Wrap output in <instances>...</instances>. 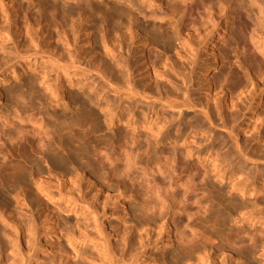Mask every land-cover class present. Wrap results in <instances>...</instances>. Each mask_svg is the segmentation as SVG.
<instances>
[{
  "label": "bare ground",
  "instance_id": "6f19581e",
  "mask_svg": "<svg viewBox=\"0 0 264 264\" xmlns=\"http://www.w3.org/2000/svg\"><path fill=\"white\" fill-rule=\"evenodd\" d=\"M74 1L41 0L13 31L0 0V199L34 214L76 213L85 189L129 197L138 254L82 221L68 238L94 240L99 264H146L155 227L161 264H255L260 247L264 264V0Z\"/></svg>",
  "mask_w": 264,
  "mask_h": 264
},
{
  "label": "rangeland",
  "instance_id": "374dc122",
  "mask_svg": "<svg viewBox=\"0 0 264 264\" xmlns=\"http://www.w3.org/2000/svg\"><path fill=\"white\" fill-rule=\"evenodd\" d=\"M137 1L141 2V0ZM38 2H41V0H12V3H7L9 11L6 12L7 16H5V18L12 24L13 31L18 27L16 25V22L20 15H23L26 12L28 14L27 15L25 13L27 17H30L32 14V18L36 17L34 12L36 11ZM14 3L15 9L18 11L16 16H14V9L12 7ZM67 3L68 5H74L75 1L67 0ZM27 7H29V9H27ZM58 18L59 17L57 16V19ZM90 19L89 17L86 19L87 21H85V26H91L92 22L89 21ZM36 29H38V27ZM44 36H46V31L43 32L41 38H44ZM83 37V34L79 35L78 45L82 44ZM49 48L47 47L45 48V50L55 51L52 49V46H50ZM80 57L83 61V56ZM200 76L201 78L203 77L201 79L203 80L204 76ZM6 86H10V81L0 82V89ZM65 94H63V97ZM201 97L202 96H200V98ZM3 102V98H0V106L3 105ZM96 111L100 112L99 109H96ZM170 111L171 110H169V112ZM200 135L201 133L199 135H196L195 138L198 140L200 138ZM207 142L204 141L202 143L206 144ZM223 151L224 150H221V153ZM250 151L254 152L253 150ZM247 165L252 166V163L247 161ZM261 165L259 166L261 167ZM43 167H45V164H43ZM111 179V181L114 180L113 182H116L115 178ZM84 192H86L84 197L85 201L79 200L78 202H76V213L64 211V204L68 205L69 208L73 207V204H68L63 200H50L47 204H39L37 207L33 208L34 214H32L29 210H27V208H25V206L21 205L22 200L16 202L13 198H8L6 201L0 199V215L7 218L5 220L9 222V224L6 225V223L4 221H1L0 218V225L4 227L6 229V232L8 233V236H6L0 242V264H44V262L45 264H99V262H97V260L93 258L98 256L95 244L93 245L94 240L84 239L83 241H72V243L70 240H68L69 237L73 239L80 236L81 231L79 232L77 224L81 221L84 222L82 223L85 229L84 231L89 233L91 236H96L101 239L103 250L105 249L108 252L113 251L116 253V257H118L121 247L124 246V237H130L132 240V244L131 246L125 245V256L126 258H128L130 254H132L133 256L134 254L136 255V253L138 254L139 250H136L135 248L138 247L139 237L141 235H144V232L141 228L132 227L133 223L130 221V213H128L127 203L129 197L118 195L113 197V195H115L116 193L118 194V191H114V194L113 192L111 193L113 194L112 197L106 199L104 198L106 192H102L101 194L92 198L94 189H85ZM232 194L234 196L236 193L233 192ZM103 204H105V213H103L101 210ZM123 207H126L125 210ZM52 211L56 212V227L53 226V220L55 217L53 216ZM32 215L37 217V225L36 229H32V233H29V229L33 227V224L31 222ZM80 226V229L83 228L82 225ZM20 227L22 229H20L19 231L18 228ZM155 228V230H152L155 232H152L150 230L152 232L151 241L146 247L145 253H139V255H141L140 260H145V258L148 259L144 262L146 264H161L160 250L156 249V246L153 245L152 241L156 238H160L163 233L162 231L161 233H157L158 227ZM33 231H35L34 234ZM108 232L111 235H108ZM17 233L18 240L16 237ZM23 234H25L24 237H22ZM26 234H33V236L35 235V241L32 249L36 253H33L32 250H30L28 254H26V244L24 246V241L29 237V235ZM15 243L19 245V248L14 246ZM81 250L84 251L83 254ZM257 251V255L254 258V261L256 262L255 264H263V255L261 253L263 251V248L260 247ZM28 255H30V257L32 258L40 255L42 256V258L34 263H30L32 259L30 261ZM219 259H221V257H219ZM219 259L217 260L219 261ZM103 261H105V259H103Z\"/></svg>",
  "mask_w": 264,
  "mask_h": 264
}]
</instances>
